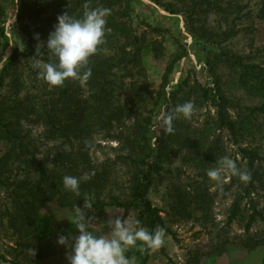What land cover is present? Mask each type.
Instances as JSON below:
<instances>
[{"label":"rangeland","instance_id":"374dc122","mask_svg":"<svg viewBox=\"0 0 264 264\" xmlns=\"http://www.w3.org/2000/svg\"><path fill=\"white\" fill-rule=\"evenodd\" d=\"M17 1L0 0V24L13 42V47L2 44L0 57L3 65L17 48L15 66L19 68L15 73L26 81L19 95L22 98L29 91L28 63L32 62L26 57L28 34L36 25L34 18L17 22ZM41 1L43 4L39 5L49 4L43 18L52 13L56 1L63 12L75 0ZM233 1L242 9L241 19L231 25L225 39L220 33L227 31L229 24L215 12L213 3L133 0L128 9L124 2H115L110 8L115 18L126 12L121 22L131 27L142 48L140 65L123 81L120 105L126 111L132 110L130 117L135 115L139 119L145 136L143 139L140 134L138 143L152 148L154 157L161 153V171L153 177L148 200L160 211L165 237L163 245L149 253L145 264H263L264 97L246 91L241 78L245 66L264 69V0ZM94 2L100 3L95 7L104 8L101 0ZM193 7L195 12L189 18ZM3 77L1 103L12 92L10 77ZM80 86L83 100L86 88ZM218 97L224 99V122L233 124L235 134L226 124L220 125ZM188 101L194 104L191 118L178 115L173 121V134L161 133V109L171 112ZM126 117L122 114L120 123L94 133L87 145L85 176L95 179L108 175L99 200L109 192L123 199L129 188L134 170L124 158L139 155V150H132L126 140L135 123L134 117ZM23 126L28 131L29 151L35 157L30 166L23 161L13 162L2 176L0 255L6 260L2 264H53L59 258L68 261L74 239L79 235L75 210L60 207L54 199L33 213L31 226L25 231L26 225L15 211V193L21 194L16 191L21 181H29L27 185L36 183L37 164H43L47 171H56L57 155L74 153L76 143L57 136V140L47 138L37 124L23 122ZM225 157L235 160L239 168L250 174L251 185L250 181L242 182L228 173L222 174L220 182L207 175ZM251 157L255 162L249 167ZM96 201L93 196L84 195L80 209L89 219V231L97 237H112L111 221L115 217L125 220L130 231L138 228L134 212L119 208L95 210ZM87 202L92 204L91 208H84ZM236 202L237 209L233 208ZM254 213L255 220L248 228ZM61 236L67 238L65 245L58 244ZM140 250L129 246L125 256L132 264H141Z\"/></svg>","mask_w":264,"mask_h":264},{"label":"trees","instance_id":"16d2710c","mask_svg":"<svg viewBox=\"0 0 264 264\" xmlns=\"http://www.w3.org/2000/svg\"><path fill=\"white\" fill-rule=\"evenodd\" d=\"M101 1L104 8L110 11L115 2H124L126 9L133 2V0ZM201 1L202 3H213L215 12L228 22L229 29L220 33L225 39L226 36L230 35L231 25L241 19L239 16L242 9L233 0ZM39 2L43 4L41 0H18L15 4L17 22L20 24L25 19L34 18L33 22L36 25L34 31L28 34L30 41L26 57L32 62L28 63L29 74L28 79L26 78L29 83V91L22 98H19V95L26 81L21 74L15 73L16 69L19 68L15 66L17 48L12 50L10 59L3 65H1L2 57H0V66H2L0 86L4 82L3 75L6 74L10 77L9 89L12 90L5 98L6 102H0V143L3 144V149L0 151V186L3 183L4 175L7 173V168L13 162L23 161L30 166L29 162L34 160V154L29 151L28 131L24 129L23 122L40 125L47 138L52 139L57 136V139L68 143L73 141L76 143V151L70 154L65 152L58 154L55 163L57 165L56 171H47L43 164H37L34 171L38 172L39 178L33 185H27L29 181L25 180L17 184L16 191H21V194L15 193L17 218L25 223L23 225H26L24 227L26 231L31 226L33 213H36L45 204L56 199L60 207L75 210L76 207L80 208L82 196L86 195L88 197L93 196L97 200L94 205L95 210L119 208L132 211L136 215L138 227H144L150 232L157 228L166 230L159 209L148 200L153 177L159 175L161 171V153L154 157L152 148L138 143V138L142 134L139 119H136L135 115L130 117L129 112L132 110L126 111L119 101L123 81L130 77L132 71L140 65V53L142 51L134 31L126 23L121 22L126 18V12L118 18H115L112 12H109L105 17L104 42L89 58L87 65L80 69L81 76L89 69L91 75L86 80L69 78L65 80L62 86L52 87L39 76L43 67H36L35 65L38 60L56 62V58L50 54L45 45L49 34L55 28L57 17L68 13L75 19H82L89 7L96 9L95 6H99L100 3L97 5L94 0H75L72 3L73 6L60 12V6L56 1L52 13L42 18L41 15L49 4L39 5ZM193 2L195 3V0H192ZM191 10L189 18L193 16L194 7ZM12 43L7 35V30L0 24V47L3 45H12L13 47ZM243 73L241 78L243 88L264 97V69L255 65L245 66ZM80 84L86 88L87 96L83 97V100L82 94H80L82 90ZM217 102L220 125L225 126L226 124L232 134H235L233 124L224 122L222 107L224 99L218 97ZM167 110L170 111V109ZM122 114L127 115L126 119L135 118L133 133L128 135L126 140L132 150H139V155H128L124 158V161H128L134 170L125 197L121 199L109 192L105 199L99 200L107 183L108 175L99 176L95 179H82L79 194L67 190L63 184L65 176L85 177L83 167L88 161L87 145L92 135L108 130L114 123H120ZM160 130L161 133L166 132L161 122ZM142 135L144 139V132ZM56 138L54 140H57ZM161 147L163 146L158 139V149L161 150ZM254 162L255 158L251 157L249 167H252ZM237 206L236 202L233 208L237 209ZM256 214H253L248 223V228L254 222ZM135 246L141 248V264H145L152 249L140 241ZM5 262L6 260L0 255V264Z\"/></svg>","mask_w":264,"mask_h":264},{"label":"clouds","instance_id":"9594fccd","mask_svg":"<svg viewBox=\"0 0 264 264\" xmlns=\"http://www.w3.org/2000/svg\"><path fill=\"white\" fill-rule=\"evenodd\" d=\"M110 10L107 8H96L85 11L82 19H75L65 13L57 17L54 30L49 34L45 47L50 54L56 58V62H36V67L43 64V70L39 73L50 86H62L65 80L87 79L91 70L83 73L80 69L85 67L89 58L95 54L99 45L104 42L106 33V19ZM14 22V17L11 23ZM194 104L191 101L175 107L171 112L162 108L159 114L164 130L171 134L174 132L173 121L177 116L191 118ZM223 173L237 176L240 181L251 180L250 174L237 166L235 160L225 157L220 161L218 168L209 169L207 175L214 181H222ZM88 179L87 176L77 178L65 176L63 184L65 188L75 194H79L81 180ZM92 204L87 202L84 208H91ZM75 228L79 233L75 237L71 254L68 256L69 264H132L125 256L126 248L135 246L138 241L143 242L148 248L156 249L163 245L165 231L162 228L150 232L144 227H138L130 231L125 220L115 217L111 223L113 232L111 238L97 237L89 231V219L85 218L84 210L75 208ZM67 238L61 236L58 244L65 245Z\"/></svg>","mask_w":264,"mask_h":264},{"label":"crops","instance_id":"0c3cea01","mask_svg":"<svg viewBox=\"0 0 264 264\" xmlns=\"http://www.w3.org/2000/svg\"><path fill=\"white\" fill-rule=\"evenodd\" d=\"M55 258V257H54ZM53 264H69L68 261L63 260L62 258H59L58 260H55Z\"/></svg>","mask_w":264,"mask_h":264}]
</instances>
